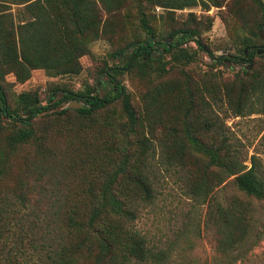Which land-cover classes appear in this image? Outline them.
Masks as SVG:
<instances>
[{
    "label": "trees",
    "instance_id": "trees-1",
    "mask_svg": "<svg viewBox=\"0 0 264 264\" xmlns=\"http://www.w3.org/2000/svg\"><path fill=\"white\" fill-rule=\"evenodd\" d=\"M222 1L0 0V264H170L168 253L155 249L135 227L138 212L128 206L119 186L122 184L125 193H128L127 187L133 188L144 201L152 198L153 190L145 174L143 159L148 154L156 155L158 146H167L168 142L158 137L164 110L171 114L170 127L182 123L188 141L185 144L168 143L175 149V154L170 153L171 158L165 163L187 167L177 157L186 156L185 152L190 148L202 155L192 161L197 174L195 170V176L191 174V197L205 201L215 186L233 176L232 183L244 196L264 201V165L258 152L251 155V165L245 170L237 160L225 159L219 146L206 143L197 132L193 136L190 133L194 125L190 90H186L189 94L180 100L183 91L179 85L163 78L170 69L166 67L165 54H169L177 66L193 61L195 50L190 51L187 46L190 41L195 42L198 50L206 52L213 62L217 60L201 40V28L197 22L194 26L174 28L167 34L173 40L165 41L155 37L149 24L151 9L156 6L175 10L194 7L198 2L206 7L210 3L220 6ZM238 1L233 0V6ZM13 4L24 6L18 15L20 20L16 22L7 12L8 6ZM243 5L248 6V11L255 8V19L251 24L245 23L248 35L243 40V48L231 58L252 64L254 55H260L258 50L264 49V1L243 0ZM128 6L133 7L145 37L111 52L112 64H108V60L103 62L99 74L104 75L108 83L103 94L95 93L90 87L82 90L63 87L57 88L61 96L53 102L43 103L38 90H22L13 102L9 100L2 84L7 73H12L18 82L27 80L33 70L39 69L47 76L78 74L82 69L80 58L91 53L90 43L108 33L109 18ZM236 11L240 15L244 12L242 7ZM236 11L233 13L237 14ZM189 15L195 20V14L189 12ZM222 57L224 55L218 59ZM116 59L120 62H115ZM131 72L154 84L142 95L140 111L133 106L130 94L120 80L125 73ZM242 85L243 81L240 82ZM262 85L254 84L253 89ZM241 92L239 100L248 97ZM72 101L83 106L57 109L62 103ZM114 105L120 106L119 113ZM238 107L243 106L238 104ZM259 112L264 114V97ZM45 115L51 118L37 128V119ZM70 116L75 119L70 130L74 125L76 129L98 126L100 130L102 125L111 129L116 124L117 137L121 139L114 149L117 159L115 155L110 158L104 154L96 158L97 166L89 165L91 181L86 186L56 182L60 185L57 186L51 178L56 168L46 162L51 152L47 145L48 134L57 131L60 121L66 125ZM206 125V130L212 127L208 121ZM108 147L105 144L103 149ZM26 148L30 151L20 167L21 176L14 180L10 189H3L1 180L9 175L12 158L21 155L19 153ZM77 163H63L57 171L63 177L75 175ZM75 176L80 178L78 174ZM43 177H50L51 184L41 179ZM237 200L234 197L222 203L208 201L206 218L215 226V245L223 252H241L249 241L250 232L245 221L247 208L244 201ZM42 220L65 228L66 237L61 245L50 244L47 239L44 242L45 236L41 239L34 236V228Z\"/></svg>",
    "mask_w": 264,
    "mask_h": 264
},
{
    "label": "rangeland",
    "instance_id": "rangeland-1",
    "mask_svg": "<svg viewBox=\"0 0 264 264\" xmlns=\"http://www.w3.org/2000/svg\"><path fill=\"white\" fill-rule=\"evenodd\" d=\"M242 2L243 0H239L236 6H233V0H223L220 6L210 3L208 7L198 2L194 7L175 10L156 6L151 9L149 24L155 37L164 38L165 41L173 40L167 34L174 28L194 26L195 22L201 28V40L207 44L217 60L213 62L206 52L198 50L195 42L190 41L187 46L190 51L195 50L193 61L184 66H177L170 60V55L165 54L163 58L166 60V67L170 69L163 78L179 85L183 91L179 95L180 100L189 94L186 90H190L194 115V125L191 126L190 133L194 136L197 132L206 143L219 146L225 159L231 162L237 160L246 170L251 165L250 157L255 151L264 165V139H261L264 136V114L259 112L264 97V55H261L264 54V49L258 50L260 55H254L252 64L236 62L231 58L243 48V40L248 35L245 23L251 24L255 19V8L248 11L247 5L241 6ZM241 7L244 10L242 15L236 11ZM23 10L24 6L17 4L7 8L15 22ZM235 11L237 14L233 13ZM189 12L195 14V20L191 19ZM108 29V33L100 35L90 43L91 53L80 58L82 69L78 74L47 76L39 69L33 70L27 80L18 82L12 73H7L2 84L7 90L9 100L13 102L15 95L22 90H38L43 103L48 100L53 102L61 96V91L57 88L63 87L72 90L90 87L95 93L103 94L108 88L106 77L99 74L103 62L108 60V64H112L109 59L111 52L125 47L132 40L145 37L132 6L125 7L110 17ZM221 55L224 57L218 59ZM116 61L120 62L119 59ZM120 80L129 92L133 106L140 111L143 105L142 95L153 88V82L141 79L132 72L125 73ZM241 81L244 82L242 86ZM254 84L263 85L254 90ZM241 90L248 95L243 100L238 99L239 95H242ZM161 101L163 102L162 99ZM238 104L243 107H238ZM68 105L69 103H62L57 109ZM114 106L118 112L120 106ZM154 108L157 109L158 104ZM48 115L37 119V128L40 129L51 118ZM170 120L171 114L164 110L160 120L162 125L160 124L158 131L159 139L172 145L175 142L188 143L182 123L170 127ZM207 121L212 126L209 130H206ZM65 122L66 125L60 121L56 126L57 131L48 134L47 145L51 152L46 162L56 168L51 178L55 183L86 186V183L91 181L89 165L97 166L99 162L96 158H101L104 154H108L110 158L114 157V149L121 139L117 137L116 124L111 129L102 125L100 130L98 126L76 129L74 125L70 130L75 122L74 117L70 116ZM168 143L167 146H158L156 155L148 154L143 159L145 174L153 190L150 200L140 199L133 188L127 187L128 193H125L122 184L119 185L128 206L138 212L135 227L147 237L155 249L168 253L170 264H264V201L244 196L232 183L233 176L215 186L205 201L191 197V174H197L192 161L202 155L190 148L189 152L184 151L186 156L175 155L188 168L169 166L165 162L171 158L170 153L175 154V149ZM105 144L109 147L103 149ZM29 151V148H26L19 153L21 155L12 158L11 171L1 180L3 189H10L14 180L21 176L20 167H23ZM115 158L117 159L118 155H115ZM73 159L76 160L71 161ZM71 162H78L75 175L78 174L80 178L69 174L63 177V174L57 171L61 164ZM51 178L41 179L51 184ZM98 182L95 178V183ZM56 184L60 186L59 183ZM234 197L238 198L237 201H244L247 208L245 221L250 232L249 241L241 252H223L216 248V228L206 218L208 201L217 200L222 203ZM33 220L36 221L35 218ZM37 224L34 228V236L37 239L45 236L44 242L47 239L50 244L55 245L64 242L66 232L63 226L47 220L38 221Z\"/></svg>",
    "mask_w": 264,
    "mask_h": 264
},
{
    "label": "water",
    "instance_id": "water-1",
    "mask_svg": "<svg viewBox=\"0 0 264 264\" xmlns=\"http://www.w3.org/2000/svg\"><path fill=\"white\" fill-rule=\"evenodd\" d=\"M83 104L78 102V101H72L69 103L68 107H73V108H79L82 107Z\"/></svg>",
    "mask_w": 264,
    "mask_h": 264
}]
</instances>
